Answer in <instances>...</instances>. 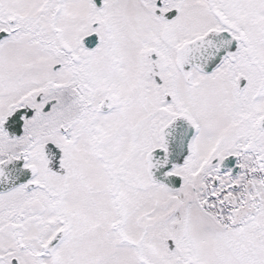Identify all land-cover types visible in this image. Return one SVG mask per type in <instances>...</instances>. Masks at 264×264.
<instances>
[{
    "label": "snow or ice",
    "instance_id": "6c2138e0",
    "mask_svg": "<svg viewBox=\"0 0 264 264\" xmlns=\"http://www.w3.org/2000/svg\"><path fill=\"white\" fill-rule=\"evenodd\" d=\"M0 264H264V0H0Z\"/></svg>",
    "mask_w": 264,
    "mask_h": 264
}]
</instances>
